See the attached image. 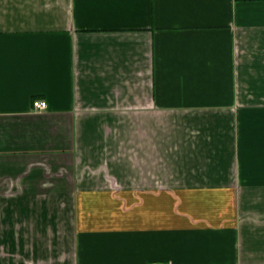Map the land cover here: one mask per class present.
Segmentation results:
<instances>
[{"label":"crops","instance_id":"obj_1","mask_svg":"<svg viewBox=\"0 0 264 264\" xmlns=\"http://www.w3.org/2000/svg\"><path fill=\"white\" fill-rule=\"evenodd\" d=\"M0 264H264V0H0Z\"/></svg>","mask_w":264,"mask_h":264},{"label":"built area","instance_id":"obj_2","mask_svg":"<svg viewBox=\"0 0 264 264\" xmlns=\"http://www.w3.org/2000/svg\"><path fill=\"white\" fill-rule=\"evenodd\" d=\"M32 105L33 109L36 111H43L46 109V103L44 101L36 100Z\"/></svg>","mask_w":264,"mask_h":264}]
</instances>
